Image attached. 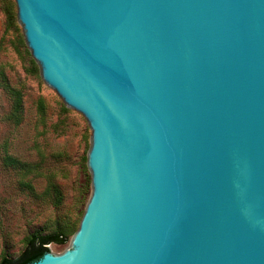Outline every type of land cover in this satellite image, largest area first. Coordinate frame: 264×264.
<instances>
[{
    "label": "water",
    "instance_id": "water-1",
    "mask_svg": "<svg viewBox=\"0 0 264 264\" xmlns=\"http://www.w3.org/2000/svg\"><path fill=\"white\" fill-rule=\"evenodd\" d=\"M87 119L73 245L29 264H264V0H14Z\"/></svg>",
    "mask_w": 264,
    "mask_h": 264
},
{
    "label": "rangeland",
    "instance_id": "rangeland-1",
    "mask_svg": "<svg viewBox=\"0 0 264 264\" xmlns=\"http://www.w3.org/2000/svg\"><path fill=\"white\" fill-rule=\"evenodd\" d=\"M8 11L16 13L14 21ZM9 88L21 92L18 122L8 118ZM91 135L87 119L69 109L41 77L14 0H0V259L18 256L33 233L63 231L64 243L47 245L54 254L72 247L93 191ZM8 156L26 167L16 168Z\"/></svg>",
    "mask_w": 264,
    "mask_h": 264
},
{
    "label": "trees",
    "instance_id": "trees-1",
    "mask_svg": "<svg viewBox=\"0 0 264 264\" xmlns=\"http://www.w3.org/2000/svg\"><path fill=\"white\" fill-rule=\"evenodd\" d=\"M12 6L14 5L11 2ZM7 16L11 21L16 19V13L12 11L7 12ZM9 92L12 97L11 110L9 112L8 118L13 121L18 122L22 113V100L21 92L14 88H9ZM39 107L43 110L42 102H39ZM10 163L18 169H23L26 167V164L19 162L17 159L8 156ZM49 187L53 188L56 191V199H58V190L56 186L50 182ZM65 242L64 232L63 231H51L44 234L33 233L25 238L24 249L16 257L2 256L0 259V264H29L38 258H40L45 252H48V244L56 243L62 244Z\"/></svg>",
    "mask_w": 264,
    "mask_h": 264
}]
</instances>
